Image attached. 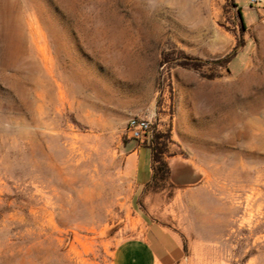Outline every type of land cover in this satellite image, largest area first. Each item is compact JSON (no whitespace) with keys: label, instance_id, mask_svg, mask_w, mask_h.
<instances>
[{"label":"rangeland","instance_id":"374dc122","mask_svg":"<svg viewBox=\"0 0 264 264\" xmlns=\"http://www.w3.org/2000/svg\"><path fill=\"white\" fill-rule=\"evenodd\" d=\"M132 116L151 131L134 147L162 135L160 190L124 169ZM148 220L182 241L175 264H264V13L0 0V264H113Z\"/></svg>","mask_w":264,"mask_h":264},{"label":"crops","instance_id":"0c3cea01","mask_svg":"<svg viewBox=\"0 0 264 264\" xmlns=\"http://www.w3.org/2000/svg\"><path fill=\"white\" fill-rule=\"evenodd\" d=\"M124 169L136 187H144L151 177L149 150L141 146L131 149L124 158ZM183 257L178 235L158 221L148 220L140 234L118 244L113 264H175Z\"/></svg>","mask_w":264,"mask_h":264},{"label":"trees","instance_id":"16d2710c","mask_svg":"<svg viewBox=\"0 0 264 264\" xmlns=\"http://www.w3.org/2000/svg\"><path fill=\"white\" fill-rule=\"evenodd\" d=\"M239 17L241 19L240 12ZM234 56L235 49L232 50V52L228 53L224 57L222 62L228 63ZM174 60L175 62H177L178 65L186 68L190 67L195 69L201 64L200 62L195 61L193 58L187 55H182V53L181 56H176ZM161 138V134L155 133L151 136L149 142H147L145 146L149 150L151 158V177L150 180L145 184V187L146 189H150L152 191L164 188L170 174L169 167L163 157L165 145L162 141H160Z\"/></svg>","mask_w":264,"mask_h":264},{"label":"built area","instance_id":"2783aa9c","mask_svg":"<svg viewBox=\"0 0 264 264\" xmlns=\"http://www.w3.org/2000/svg\"><path fill=\"white\" fill-rule=\"evenodd\" d=\"M249 6H255L258 12L264 13V0H247ZM127 136L130 140L142 142L146 139L150 131V121L146 117L132 116L126 122Z\"/></svg>","mask_w":264,"mask_h":264},{"label":"water","instance_id":"95a60500","mask_svg":"<svg viewBox=\"0 0 264 264\" xmlns=\"http://www.w3.org/2000/svg\"><path fill=\"white\" fill-rule=\"evenodd\" d=\"M136 144H137V141H136V140H131V145H130V147H134Z\"/></svg>","mask_w":264,"mask_h":264}]
</instances>
